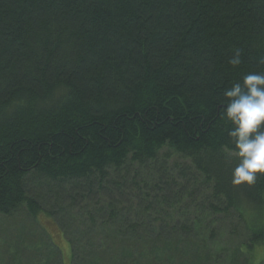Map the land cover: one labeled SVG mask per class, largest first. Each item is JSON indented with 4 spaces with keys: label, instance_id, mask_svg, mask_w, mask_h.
<instances>
[{
    "label": "trees",
    "instance_id": "obj_1",
    "mask_svg": "<svg viewBox=\"0 0 264 264\" xmlns=\"http://www.w3.org/2000/svg\"><path fill=\"white\" fill-rule=\"evenodd\" d=\"M262 60L264 0H0V219L41 229L25 264H264V175L233 183L223 95Z\"/></svg>",
    "mask_w": 264,
    "mask_h": 264
},
{
    "label": "clouds",
    "instance_id": "obj_2",
    "mask_svg": "<svg viewBox=\"0 0 264 264\" xmlns=\"http://www.w3.org/2000/svg\"><path fill=\"white\" fill-rule=\"evenodd\" d=\"M228 63L238 67L242 63L241 52L235 51ZM223 95L224 117L233 125L228 134L239 160L233 169V183L251 186L259 175H264V74L245 75Z\"/></svg>",
    "mask_w": 264,
    "mask_h": 264
},
{
    "label": "rangeland",
    "instance_id": "obj_3",
    "mask_svg": "<svg viewBox=\"0 0 264 264\" xmlns=\"http://www.w3.org/2000/svg\"><path fill=\"white\" fill-rule=\"evenodd\" d=\"M63 206L67 205L63 204ZM41 238H43L41 229L25 214L16 215L10 219H0V264H15L12 260L19 258L25 264L26 254L23 252V247H33L39 244ZM59 245L63 258H69L68 246L62 241ZM31 254L29 252L27 255ZM46 257L47 255L44 256ZM261 259L262 252L258 251L255 253V262L260 263Z\"/></svg>",
    "mask_w": 264,
    "mask_h": 264
}]
</instances>
